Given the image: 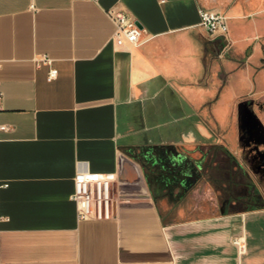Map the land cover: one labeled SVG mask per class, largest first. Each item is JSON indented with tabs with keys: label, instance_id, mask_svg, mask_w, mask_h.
Segmentation results:
<instances>
[{
	"label": "crops",
	"instance_id": "crops-1",
	"mask_svg": "<svg viewBox=\"0 0 264 264\" xmlns=\"http://www.w3.org/2000/svg\"><path fill=\"white\" fill-rule=\"evenodd\" d=\"M110 9L136 20L138 44H116ZM200 9L226 12L217 37L236 45L213 97L224 126L236 77L264 95V0L249 25L242 0H0V264H264V205L182 219L189 175L148 178L146 147L183 145L193 160L209 135ZM78 172L115 174L110 218L79 217Z\"/></svg>",
	"mask_w": 264,
	"mask_h": 264
},
{
	"label": "rangeland",
	"instance_id": "rangeland-1",
	"mask_svg": "<svg viewBox=\"0 0 264 264\" xmlns=\"http://www.w3.org/2000/svg\"><path fill=\"white\" fill-rule=\"evenodd\" d=\"M242 1L246 8L249 25L254 0ZM203 38L207 49L204 50L205 69L200 76V84H214L215 93L199 110L200 117L205 122L202 127L209 132V135L200 136L198 144L190 147L193 152V172L188 176L190 188L185 199L176 206L177 209L181 208V214L177 217L182 219L214 216L224 211L247 209V203L252 197L257 198L258 202H261L259 201L261 199L264 203V123L260 128L255 120L258 112L264 116V95L257 100L260 92L243 90L242 84L238 83L239 77H236L235 86L224 101L222 121L225 127L220 125L212 115V108L216 101L213 97L217 98L220 95V86L229 79V73L224 66L236 45L231 41L229 44L231 50L229 48V52H224L226 47L217 35L207 33V36ZM253 40L255 37L250 39L245 47L250 42H253L254 47L257 40ZM243 51L242 55H244ZM260 52L264 53V48ZM258 85V90L264 89V81ZM240 95L243 97L240 98ZM232 147L236 149L233 150ZM226 148L232 154L226 152ZM176 149L181 152L187 150L183 145L176 146ZM196 164L198 169L195 167ZM163 179V185L171 186L172 181L167 174Z\"/></svg>",
	"mask_w": 264,
	"mask_h": 264
},
{
	"label": "built area",
	"instance_id": "built-area-1",
	"mask_svg": "<svg viewBox=\"0 0 264 264\" xmlns=\"http://www.w3.org/2000/svg\"><path fill=\"white\" fill-rule=\"evenodd\" d=\"M110 19L115 23L114 40L117 45L126 43L138 44L142 37V29L129 15L121 11L110 9L107 11ZM201 25L212 35H227L229 32V19L222 11L200 9ZM224 52L229 50L226 44ZM38 62L51 63L52 59L43 55ZM58 73L52 69L49 78ZM3 93L0 90V109L2 108ZM5 128L6 126H2ZM116 180L114 173H86L78 172L75 176L74 200L78 205L80 218H110L113 214V184Z\"/></svg>",
	"mask_w": 264,
	"mask_h": 264
},
{
	"label": "trees",
	"instance_id": "trees-1",
	"mask_svg": "<svg viewBox=\"0 0 264 264\" xmlns=\"http://www.w3.org/2000/svg\"><path fill=\"white\" fill-rule=\"evenodd\" d=\"M226 152L230 153L227 149ZM154 161V162H153ZM160 167L162 169H160ZM146 168L148 178L157 180L160 183L164 182V175H168L173 181L180 176L191 175L193 172L192 160L190 157H181L180 152L172 144L155 145L146 147ZM151 168L150 172L149 169ZM153 171V172H151ZM259 200V199H258ZM257 198L248 201V208L253 209L264 205Z\"/></svg>",
	"mask_w": 264,
	"mask_h": 264
}]
</instances>
